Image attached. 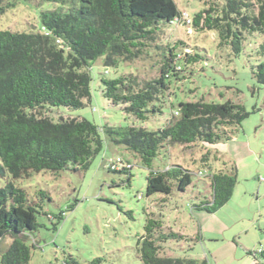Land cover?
Listing matches in <instances>:
<instances>
[{"label": "trees", "instance_id": "16d2710c", "mask_svg": "<svg viewBox=\"0 0 264 264\" xmlns=\"http://www.w3.org/2000/svg\"><path fill=\"white\" fill-rule=\"evenodd\" d=\"M48 1L60 7L41 13L42 32L0 30V178L7 180L0 187V241L7 235L14 238L0 253L2 264L29 262L31 250L24 238L38 227V205L28 204L25 190L14 180L43 170L60 173L70 166L87 170L109 141L139 157L151 170L148 196L169 195L173 187L184 192L192 183L187 168L173 164L163 170L152 169L160 150L166 145L191 147L230 140L234 128L250 114L240 103L202 98L179 102L166 125L156 131L135 125L100 126L86 118L52 120L48 106L78 109L91 100L90 70L96 60L105 56L106 67H118L121 62L136 59L157 41L163 25L174 22L192 25L196 31H216L220 45L230 46L235 55L242 52L249 35L264 34V0H202L206 7L193 17L180 11L175 0ZM12 5L10 0H0V15ZM181 43L163 48L156 78L142 79L133 73L109 78L102 74L103 95L123 105L128 117L141 121L161 112L171 82L178 78L182 66L202 59L198 53L178 52ZM257 54L263 60L253 65L252 74L264 85V43ZM201 160L209 164L210 152L203 153ZM132 167L109 170L128 174L130 179ZM210 177L212 199L204 196L195 208L214 213L231 198L237 168L232 165ZM41 195L48 198L45 191ZM145 230L137 240L144 264H210L206 259L167 256V242L185 236L165 230L162 220L153 214L148 215ZM249 253L263 264L264 249ZM100 262L101 258H95L88 264ZM66 264L82 263L70 257Z\"/></svg>", "mask_w": 264, "mask_h": 264}, {"label": "rangeland", "instance_id": "374dc122", "mask_svg": "<svg viewBox=\"0 0 264 264\" xmlns=\"http://www.w3.org/2000/svg\"><path fill=\"white\" fill-rule=\"evenodd\" d=\"M175 1L179 10L191 17L206 7L202 0ZM10 2L13 5L0 15V30L42 32L41 13L60 7L48 0ZM180 41L178 52L198 53L202 59L182 66L178 78L171 82L161 112L141 121L128 117L123 105H116L103 95L102 74L109 78L126 73L142 79L156 78L163 48ZM263 43L264 34L249 35L242 52L235 55L230 46L220 45L216 31H196L192 25L174 22L163 25L157 41L136 59L121 62L118 67H106L105 56L96 60L90 70L91 100L78 109L48 106L52 120L86 118L100 126L135 125L156 131L166 125L179 102L202 98L216 103L231 100L244 105L250 114L234 128L230 140L191 147L166 145L160 150L152 169L163 170L173 164L187 168L192 183L184 192L173 187L169 195L148 196L147 177L151 170L139 157L109 141L87 170L70 166L60 173L43 170L14 180L16 186L25 190L28 204L38 205L39 210L38 227L25 239L31 250L26 264H66L70 257L82 264L95 258H101L99 264H144L137 240L146 233L149 214L162 220L165 230L185 236L167 242L166 255L170 257L241 264L235 252L237 258H252L248 251L264 249V85L252 74L253 65L263 60L257 54ZM205 152H210L207 165L201 160ZM117 156L133 165L130 179L128 174L109 170ZM232 165L237 168V183L229 201L214 213L198 211L195 204L204 196L212 199L210 176ZM6 181L0 178V187ZM41 191L48 198H43ZM163 198H167L165 202ZM261 261L264 263V259Z\"/></svg>", "mask_w": 264, "mask_h": 264}, {"label": "built area", "instance_id": "2783aa9c", "mask_svg": "<svg viewBox=\"0 0 264 264\" xmlns=\"http://www.w3.org/2000/svg\"><path fill=\"white\" fill-rule=\"evenodd\" d=\"M184 17L187 18V23H190V20L188 19V14L184 13ZM175 114H178V112L176 111ZM110 169L112 170H121L124 167H131V164H129L126 161H123V159L121 157H117L110 165H109ZM201 173V172H200ZM263 249L260 248L258 250V252H261Z\"/></svg>", "mask_w": 264, "mask_h": 264}, {"label": "crops", "instance_id": "0c3cea01", "mask_svg": "<svg viewBox=\"0 0 264 264\" xmlns=\"http://www.w3.org/2000/svg\"><path fill=\"white\" fill-rule=\"evenodd\" d=\"M198 195H200V196H203V194L201 193V192H199L198 193ZM198 211H200V212H205L204 210H198ZM204 229H206V228H204ZM203 231V230H202ZM235 242V241H234ZM250 251H248L247 253L249 254V255H251L250 253H249ZM234 256H235V258H236V260H238L239 262H241V264H261L256 258H255V256L254 257H250V256H247V257H239V258H237L236 256H237V254H236V252L234 253Z\"/></svg>", "mask_w": 264, "mask_h": 264}, {"label": "water", "instance_id": "95a60500", "mask_svg": "<svg viewBox=\"0 0 264 264\" xmlns=\"http://www.w3.org/2000/svg\"><path fill=\"white\" fill-rule=\"evenodd\" d=\"M20 237L24 238L23 235H20ZM24 239H26V238H24ZM12 240H13V237L11 235H7L5 238H3L0 241V252H2L5 249H7L8 248V245L12 242Z\"/></svg>", "mask_w": 264, "mask_h": 264}]
</instances>
